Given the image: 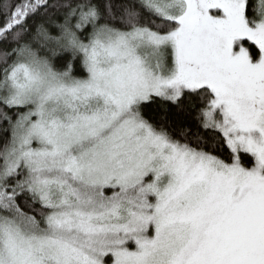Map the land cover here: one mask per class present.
Here are the masks:
<instances>
[{"label":"snow or ice","instance_id":"obj_1","mask_svg":"<svg viewBox=\"0 0 264 264\" xmlns=\"http://www.w3.org/2000/svg\"><path fill=\"white\" fill-rule=\"evenodd\" d=\"M0 264H264V0H0Z\"/></svg>","mask_w":264,"mask_h":264}]
</instances>
